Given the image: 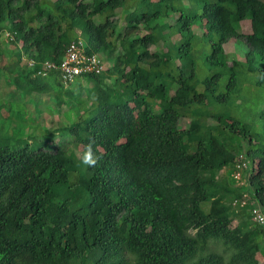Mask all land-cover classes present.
Instances as JSON below:
<instances>
[{"label": "trees", "instance_id": "obj_1", "mask_svg": "<svg viewBox=\"0 0 264 264\" xmlns=\"http://www.w3.org/2000/svg\"><path fill=\"white\" fill-rule=\"evenodd\" d=\"M79 39L112 63L80 78L93 86L84 101L44 67H60ZM232 40L249 48L246 68L263 86L264 0H0V264L264 258V226L250 215L264 209V145L252 123L220 110L239 96ZM32 94L67 107L56 133L41 123L30 135ZM255 118L264 123V109ZM89 144L95 167L81 163Z\"/></svg>", "mask_w": 264, "mask_h": 264}, {"label": "rangeland", "instance_id": "obj_2", "mask_svg": "<svg viewBox=\"0 0 264 264\" xmlns=\"http://www.w3.org/2000/svg\"><path fill=\"white\" fill-rule=\"evenodd\" d=\"M214 1L215 0H213V2ZM230 8L233 9L232 6H230ZM242 27H243V33L248 34L252 32L250 21L242 22ZM195 33L199 35L197 34H196L197 36L194 35L193 43H196L198 39H199V42H201L203 34L201 35V32L199 29H196ZM7 36L8 34H3L2 39L5 40ZM159 48L160 46L158 47V49ZM225 48L229 56V61H230L229 65L236 64V71H237L238 78H239V93H238L239 96L234 97L231 103L227 104L226 106H221L220 110L222 112H225V111L231 112L236 117L244 119V121L252 123L254 125L255 132L257 134L260 144L264 145V123L262 119L255 118V114L259 113L262 109H264V85L263 86L257 85V83L260 80V72L259 71L250 72L247 70L246 65H245V54L248 52V49H249L247 46H241L239 43L236 44L235 40L234 41L232 40L226 45ZM102 57L104 58L103 60H104L105 66L106 67L108 66V68H110L112 63L109 62L103 55ZM261 62L262 61L260 60V57L257 56L255 59L256 65L261 67L262 66ZM24 82L25 84L27 83L26 81ZM88 82L89 80L87 78L86 79L83 78L77 81L76 85L72 84L68 86V85H64L63 82L61 84L63 86L64 93L71 92V93L77 94L79 91H83L84 95L81 97V99L84 101L89 93H93V86H90ZM51 83L54 88H57L60 82L59 80H54V82H51ZM25 84L23 83L21 85H25ZM123 93H126V91L123 90ZM7 97L11 101H13L14 104L12 105L14 106L15 111L23 110L25 101L22 98H18V94H13ZM67 97L68 96L64 94V98L66 99ZM50 101L51 100H48L47 97H43V96H41L40 99L38 97L36 98L35 95L31 97L30 102L32 103V107H33L32 109L34 111H37L38 112L37 114L39 116V121L34 124L33 129L31 130V134H30L31 136H34L35 134L36 136H38L39 134L38 127L39 125H41V123H43L42 128H45L49 130L50 132H53L54 134L56 133L55 130L61 126V123L59 122L65 119V113L67 111V107L63 106L62 112L59 113V110L56 109L55 107V104H57V100L54 98V101L52 103H50ZM47 104L53 110L48 108L46 106ZM70 121H73V120H70ZM188 125H189V119L180 120L181 128L186 129L188 128ZM4 129L5 128L3 126H0V134L5 132ZM57 141H59V138L57 139ZM248 148H250V146H246L245 151H247ZM252 161L253 159L250 160V162ZM247 162L249 163L248 160ZM260 209L262 211L264 210L262 208ZM236 225H237V222L233 224V226H236ZM260 240L261 239H259V241ZM255 263L256 264L264 263V258L262 257L261 254H258L257 257H255Z\"/></svg>", "mask_w": 264, "mask_h": 264}, {"label": "built area", "instance_id": "obj_3", "mask_svg": "<svg viewBox=\"0 0 264 264\" xmlns=\"http://www.w3.org/2000/svg\"><path fill=\"white\" fill-rule=\"evenodd\" d=\"M44 67L47 69H60L62 78L64 82L69 83L73 82L76 77L80 75L88 74H100L104 71V64L102 60L97 55H87L86 48L84 47L83 40L72 43L66 53L65 59L60 67H57L55 64L46 62ZM240 163L238 164V169L242 167H247V162L245 157L242 155L239 159ZM237 180L236 183L243 185V180L240 172H237L234 175ZM247 196L244 195L239 201L234 202L235 206L247 205ZM250 215L255 223L259 226H264V213L260 208L254 209L250 212Z\"/></svg>", "mask_w": 264, "mask_h": 264}, {"label": "clouds", "instance_id": "obj_4", "mask_svg": "<svg viewBox=\"0 0 264 264\" xmlns=\"http://www.w3.org/2000/svg\"><path fill=\"white\" fill-rule=\"evenodd\" d=\"M251 31H252V29H251ZM79 40H82V39H79ZM78 40V41H79ZM241 46H245V45H243V44H240ZM93 55H97L101 60H102V62H103V64H104V58L102 57V54H93ZM66 56V55H65ZM104 57H105V55H103ZM106 58V57H105ZM64 59H65V57H64ZM63 59V60H64ZM58 69V68H57ZM108 69V66L106 67L105 66V64H104V71L103 72H105L106 70ZM59 70V69H58ZM61 72V71H60ZM101 74V73H100ZM88 75H90V74H88ZM95 75H99V74H95ZM44 76H45V74H44ZM61 77H62V75H61ZM82 77H84V75H80V76H78V77H76V79L73 81V82H69V83H66V82H64V80H63V78H62V80H63V82L65 83V85H76V82L80 79V78H82ZM244 156V155H243ZM245 157V156H244ZM100 159V157H98V156H96L95 154H94V151H93V147H92V145L91 144H89L88 146H87V148H86V151H84V153H83V155H82V157H81V163L83 164V165H85V166H88V167H95L96 166V164L98 163V160ZM246 159V158H245ZM247 162V161H246ZM248 163V162H247Z\"/></svg>", "mask_w": 264, "mask_h": 264}]
</instances>
